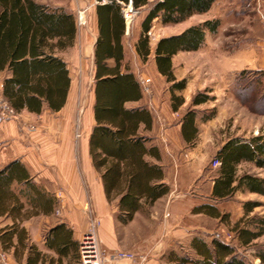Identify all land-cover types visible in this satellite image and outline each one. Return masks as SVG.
I'll return each mask as SVG.
<instances>
[{
    "label": "trees",
    "instance_id": "trees-1",
    "mask_svg": "<svg viewBox=\"0 0 264 264\" xmlns=\"http://www.w3.org/2000/svg\"><path fill=\"white\" fill-rule=\"evenodd\" d=\"M120 1L127 0H105L96 5L98 37L92 60L93 124L87 147L107 202L115 203L119 214L130 219L143 204H152L167 194L169 186L162 182L160 165L151 161L160 159L158 149L147 133L152 127V115L145 104L132 108L125 106L126 102L141 99L142 89L134 72L123 63L119 41L123 28ZM132 1L134 7L147 3L146 0ZM213 2L154 0L142 23L143 31H147L150 20L155 16H161L162 23L179 22L192 13L207 11ZM217 25V20H205L156 42L155 67L170 82L173 110L183 102L182 96L176 95L175 91L185 87V80H176L173 76L171 56L179 50L197 49L202 43L204 29L213 33ZM76 32L75 16L63 7H50L36 0H0V72L6 73L0 93L15 112L23 109L39 112L43 104L57 110L63 105L70 76L65 62L57 53L74 44ZM135 51L140 61L147 60L150 45L146 34L139 37ZM110 58L112 64L108 63ZM259 74L261 72L250 70L238 72L236 93L251 95L259 85L261 87L263 81ZM237 78H234V85ZM206 100V96L196 95L191 105H199ZM180 134L186 144L195 139L194 110H187L180 117ZM214 155L219 165L210 193L213 200L231 197L238 189L264 195V177L240 168L245 163L264 170V134L248 139L229 137ZM53 202L52 197L30 181L18 160H11L0 167V215L12 217L11 224L0 229V245L4 251H11L15 261L21 262L26 250L24 264L80 263L78 243L71 239V231L64 223L49 227L43 234L45 246L57 254L56 258L41 253L35 244L29 243L26 230L20 226L27 216L51 212ZM257 205L256 201H246L243 210L248 214ZM197 209L221 221L226 216L212 204H204ZM232 227L239 246H248L263 233V230L240 227L238 222ZM189 248L194 259L186 257L179 264L187 261L194 264H246L237 255L235 244L216 237L205 240L201 236H193ZM258 257L264 262V250L258 252Z\"/></svg>",
    "mask_w": 264,
    "mask_h": 264
},
{
    "label": "rangeland",
    "instance_id": "rangeland-1",
    "mask_svg": "<svg viewBox=\"0 0 264 264\" xmlns=\"http://www.w3.org/2000/svg\"><path fill=\"white\" fill-rule=\"evenodd\" d=\"M36 1L50 7H63L66 10H71L75 16L77 42L62 53L69 66L70 96L72 99L70 112L66 115L61 113L58 118H53L55 121L53 126H42L40 123L37 125L35 121L28 119V115L21 114L22 110L16 112L11 120L15 121L19 137L25 143L30 144L32 139L28 138L29 133L39 131L47 138H51L52 141L61 142L63 137L61 134L64 132L68 146L73 149L79 179L84 187V195L78 210L80 231L83 229L85 231L87 228L88 216L83 209L84 205L87 204L93 209L95 217L99 219V225L96 227V238L101 254H107L110 249H123L142 255L145 260L151 259L153 263L157 259L158 264H179L181 259L186 257L193 260L194 255L188 246V239L182 238L180 243H176V241L172 242L173 239L170 241L169 236L159 233V228L164 226L163 218L167 216L166 211L169 209L166 208L165 201L143 204L130 219L121 213L119 214L113 202L103 204L102 207L94 205L91 194L94 185H90L89 182L95 180L96 175L94 173V177L88 168V155L85 151L92 124L89 113L94 99L93 63L88 57L86 48H83L82 51L79 48V4L82 0ZM92 1L88 0L86 4H92ZM208 17H211L210 20H217L218 25L216 30L211 33V37H207V44L197 51L180 53L174 57L175 73L177 74L175 79L185 80V87L182 92L186 96L185 104L176 113L170 110L169 82L157 74L152 57L149 56L144 62L136 60L135 65H132L131 68L138 81L141 77L149 79L150 93L143 91L146 98L153 100L157 110L163 105L166 108V113L170 116V118L164 117L163 123L165 122V128L169 126L171 132L177 137L172 141V144L169 142H165V144L178 149L182 154H179L178 157L184 159L187 158L184 155L185 150L187 152L192 149L193 155L188 159L193 161V166L196 169L209 176L214 172L211 165L215 158L214 154L218 146L226 139L229 137L248 139L255 135L264 134V89L262 90L264 86V0H214ZM198 18L196 17V20ZM152 44V42L149 43L150 47ZM225 53L229 56L228 65L231 66L232 63H235L241 69L228 71L227 75L224 76L226 80L222 78L221 81V76L216 70H219L220 64L224 62ZM241 70L261 72L259 75L263 83L261 87L260 85L257 86L258 89H255L251 95H244L245 92L236 93L239 88L237 74ZM252 75L249 74V76ZM235 77L237 80H235L234 85ZM223 80L228 84L226 88L223 86ZM196 95L206 96L207 100L192 106L191 101ZM187 110H194L197 120L196 137L188 144L181 141L176 126L180 116ZM209 116L210 118H207ZM35 118L39 117L36 116ZM30 125H34L35 129L28 131ZM65 134L67 135L65 136ZM240 168L264 177L263 169L245 163ZM180 177L181 179L184 178ZM246 201L258 202V205L248 214L243 210V203ZM179 202L182 203L183 201ZM181 203L177 204V209L183 207ZM222 206L224 210L229 209L228 212L223 211L226 214L224 220L211 219L209 223L213 233L201 235V237L208 240L211 237H216L230 244H235L237 255L246 264H264L258 257V252L264 250V195L238 189L235 192V197ZM234 216L235 220L233 219ZM188 219L190 221L193 218L189 217ZM37 220H34L33 231L37 230V226H39L36 223ZM205 221L208 225V220L205 219ZM2 222L4 221L0 220V224ZM236 222L239 223L240 227L257 231L263 230V233L248 246H239L232 229ZM169 246L173 249L169 250ZM3 252L7 264H22V262L15 261L9 252L4 250ZM46 252L47 255L53 256L52 253ZM185 264L194 263L187 261Z\"/></svg>",
    "mask_w": 264,
    "mask_h": 264
},
{
    "label": "crops",
    "instance_id": "crops-1",
    "mask_svg": "<svg viewBox=\"0 0 264 264\" xmlns=\"http://www.w3.org/2000/svg\"><path fill=\"white\" fill-rule=\"evenodd\" d=\"M83 1H85V3H82ZM87 1L88 0H82V2L79 4V48L81 51L83 48H86L88 57L93 60L94 46L98 37L96 5L99 4L100 1L97 2L96 0H93L92 4H86ZM146 1V4L140 5L138 7H134L132 0H127L126 2L120 1L121 14L123 16V28L119 37V41L123 49V63H126L133 71L131 66L135 65L136 60H139L135 51V44L138 42L140 36H144L146 34L148 36L149 43H153L150 47V53L147 58H149V56L152 57L154 69L157 74H159L156 70L154 61V48L156 42L162 37L179 34L188 26L199 24L205 20H210L211 17H208V13L212 8L213 3L210 5L207 11L203 13H192L184 20L179 22L162 23L161 16H155L150 20L147 31L145 32L143 31L142 23L148 11L152 7L154 0ZM66 11L73 14L71 10L67 9ZM196 17H199L198 20H196ZM207 37H211V32L205 28L202 43L197 49L188 51L179 50L171 56V69L174 77L177 75L175 73L174 57L180 53L182 54L197 51L202 46L207 44ZM77 38L78 35L76 32L74 44H76ZM64 50L59 51L57 54L63 59L68 70L69 66L67 60L62 54ZM228 58V54L225 53L223 57L224 62L220 64L219 70H216L221 76V81L222 78H225L226 80V77L224 76L227 75L228 71L241 69V67H237L236 65L238 64L235 63H232L231 66H229L227 63ZM108 63L112 64L113 60L110 58ZM5 74V72H0V90L2 78L5 76ZM159 75L162 76L161 74ZM227 85V82L223 80V86L226 88ZM183 90L184 88L180 91H175L176 95H180L183 98V102L175 110L171 108L169 92V105L170 110L173 113H176L181 108V106L185 104L186 96L184 95V92H182ZM71 99L69 86L65 101L59 109L51 110L47 108L45 104H43L42 109L39 112H29L23 109L21 114L28 115V119L35 121L37 125L40 123L42 126H53L55 125L53 118H58L61 113L66 115L68 112H70ZM146 101L147 98L142 90L141 99L137 101L126 102L125 106L128 108L139 107L144 104L146 106ZM146 108L149 110V113L153 118L151 130H149L147 133L152 137L151 142L156 145L160 155L159 160L151 159V161L160 165L163 173L162 182L169 186L168 193L154 201L158 202L163 200L165 201L166 208H169L168 211H166L167 216L163 218L164 226L159 228V233L169 236V240L171 241L173 239L172 242L176 241V243H180L179 241L182 238L188 239L189 246L193 236H205L207 234L213 233L209 221L211 219L216 221L218 220L217 217H213L204 211L198 210L197 208L204 204H212L219 210L220 213L225 214L223 211L228 212L229 209L224 210L222 204L233 199L235 197V192L231 197L218 201L213 200L210 197V193L213 184V178L215 177L218 166L214 167L213 174L208 176L207 174L200 172L199 169H196L193 166V161L190 160V158L188 159V157H192L193 155L192 149H189L187 152L185 150L184 155H186L187 158L184 159L178 157L181 152L175 147H169L167 143L165 144V142L172 144V141L177 137L171 132L169 126L165 128V122L163 123L164 117L170 118V116H168L166 113V108L163 105L160 108L157 107L158 112L156 115L151 112L147 106ZM89 114V117L92 118L93 124L92 109ZM36 116L39 118H35ZM169 121L170 120L168 119V122ZM176 126L180 134V120H178ZM62 135V141L55 142L52 141L51 138H47V136L42 135L41 132L33 131L29 133L28 137L29 139H32V143L27 144L19 137L15 121L10 119L0 124V167L11 160H18L26 169L30 181L35 186L42 189L50 197H52L54 201L51 212L27 216L20 223V226H22L27 232L29 243L35 244L38 250H40V252L44 253L45 255H47L46 251L52 253L54 257L50 255L47 256L53 258H56L57 254L52 249H49L45 246V240L43 237V234L49 227L57 223H64L65 226L71 231V239L77 243L81 233L84 231L83 228V231H80L78 214L79 205L84 195V187L81 180L79 179V174L77 172L78 166L75 162L73 149L68 146L66 141L67 137H64V132L61 134V136ZM66 135L67 134H65V136ZM181 141L184 142L182 137ZM85 151L88 155V168L92 171L93 176L94 173L96 175V177L94 176L95 180H90L91 182H89L90 185H94L91 191L93 203L97 207H102V205H105L106 203L110 204L105 198L99 173L91 164L88 154V147L85 148ZM180 176L184 178L181 179ZM176 201H178V203H181L179 201H183L181 203L183 204V207L177 209L176 206L178 203H176ZM181 204L179 205L182 206ZM189 217L193 218L192 220L194 222L192 220L189 221ZM35 219H38L36 223H38L39 226H37V230L33 231ZM205 219L208 220V225L205 223ZM233 219L235 220V216ZM0 220L4 221L0 224L1 229L6 225L11 224L12 217L7 214L0 215ZM200 220H202V222H200ZM204 239L208 240L206 238ZM168 249L171 250L173 248L169 246ZM0 251H3L1 245ZM9 253L11 254V251H9ZM25 255L26 250H24L21 257L22 264H24ZM144 264H158V260L155 259L153 263L151 262V259H147L145 260Z\"/></svg>",
    "mask_w": 264,
    "mask_h": 264
},
{
    "label": "built area",
    "instance_id": "built-area-1",
    "mask_svg": "<svg viewBox=\"0 0 264 264\" xmlns=\"http://www.w3.org/2000/svg\"><path fill=\"white\" fill-rule=\"evenodd\" d=\"M148 81L149 79L147 77H141L139 80L142 90L146 93H150ZM146 106L155 115L157 114L158 110L151 98L147 99ZM15 113L16 112L6 100L2 98L0 93V124L6 120L12 119ZM31 129L34 130L35 126L30 125L28 131ZM211 165L213 168L217 167L219 165L218 159L214 158ZM83 209L88 216V221L86 230L82 232L78 239V259L80 264H144V256L137 255L128 250L110 249L107 254H101L98 249L96 238V227L99 225V219L95 217L93 209L87 204L84 205ZM0 264H7L5 262V254L3 251H0Z\"/></svg>",
    "mask_w": 264,
    "mask_h": 264
}]
</instances>
